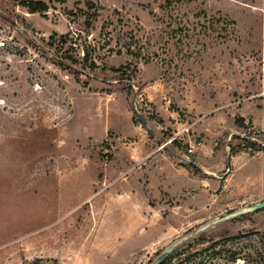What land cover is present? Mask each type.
Returning <instances> with one entry per match:
<instances>
[{"label":"rangeland","instance_id":"374dc122","mask_svg":"<svg viewBox=\"0 0 264 264\" xmlns=\"http://www.w3.org/2000/svg\"><path fill=\"white\" fill-rule=\"evenodd\" d=\"M19 1L0 0V264H151L264 202V0ZM203 233H264V209Z\"/></svg>","mask_w":264,"mask_h":264},{"label":"trees","instance_id":"16d2710c","mask_svg":"<svg viewBox=\"0 0 264 264\" xmlns=\"http://www.w3.org/2000/svg\"><path fill=\"white\" fill-rule=\"evenodd\" d=\"M18 5L29 14H43L48 11V6L42 1L21 0ZM50 42L55 45L54 48L59 54L58 65L61 69L76 63L72 55L62 51L69 42L66 35L53 34ZM88 58V54H84L82 59L87 67L92 71L98 69ZM113 71L119 72L118 69ZM221 259L232 264H264V233H256L254 236L236 234L208 241L204 238V233H201L196 237V248H192L190 243H182L159 264H218Z\"/></svg>","mask_w":264,"mask_h":264},{"label":"water","instance_id":"95a60500","mask_svg":"<svg viewBox=\"0 0 264 264\" xmlns=\"http://www.w3.org/2000/svg\"><path fill=\"white\" fill-rule=\"evenodd\" d=\"M133 112H134L136 118L138 119L139 123L141 124V126H143L146 130H148L150 133H152V130L147 127V123H146L145 118L143 117V115H141L135 109L134 106H133ZM262 209H264V202L254 204L248 208L230 213L228 215L223 216L220 219H216L210 223L204 224L203 226H200L199 228H197L192 234L183 236L182 238H180L179 240H177L176 242L171 244L168 248L163 250L161 253H159L156 256V258L151 262V264H159L160 262H162L164 260V258L169 256L173 252V250L179 246L180 243L188 241L190 238H193V237L205 232L207 229H209L210 227H212L218 223L228 221L234 217L243 216V215L250 214V213H255V212L262 210Z\"/></svg>","mask_w":264,"mask_h":264}]
</instances>
